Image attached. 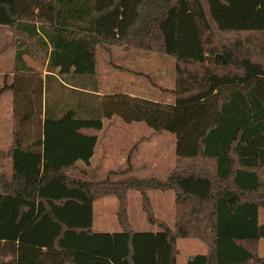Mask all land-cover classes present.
Listing matches in <instances>:
<instances>
[{
  "label": "trees",
  "instance_id": "16d2710c",
  "mask_svg": "<svg viewBox=\"0 0 264 264\" xmlns=\"http://www.w3.org/2000/svg\"><path fill=\"white\" fill-rule=\"evenodd\" d=\"M0 26L16 37L15 75L30 72L23 57L33 47L47 72L85 97L50 109L46 80L54 76L44 87L16 77L9 85L15 126L0 152L11 164L9 175L0 172V264H177L175 241L189 238L208 252L185 264H264L255 253L264 239V0H0ZM214 33L235 38L219 46ZM98 47L173 58V103L96 95ZM113 117L173 135L177 169L164 180L69 177L94 154L97 138L84 131ZM132 191L157 232L132 229ZM148 191L174 192L173 229L153 217ZM105 196L117 200L119 232L92 230L93 203Z\"/></svg>",
  "mask_w": 264,
  "mask_h": 264
},
{
  "label": "rangeland",
  "instance_id": "374dc122",
  "mask_svg": "<svg viewBox=\"0 0 264 264\" xmlns=\"http://www.w3.org/2000/svg\"><path fill=\"white\" fill-rule=\"evenodd\" d=\"M257 39H255V37ZM253 37V38H252ZM233 34L214 33V40L219 46L231 42ZM261 41V37L251 35L249 40ZM31 46V44H28ZM17 47L14 33L7 27L0 26V150L6 149L12 141L13 94L8 89L14 78H20L31 87L41 81L44 82V58L32 47L30 55L24 56L26 65L31 72H20L15 75L14 53ZM96 55L95 81L98 86V96L109 95V80L123 78L129 91L149 97L153 101L172 104L174 99L170 90L174 85L175 61L173 58L161 55L154 51H145L135 48H105L98 47ZM220 55V54H219ZM216 56V55H215ZM117 65V66H116ZM54 75V74H53ZM116 77H120L117 79ZM130 83V85H129ZM132 84V85H131ZM78 87L89 90L87 81L78 80ZM80 91H73L55 77L46 80L45 101L50 109H64L67 106L76 107L85 97ZM97 97H90L92 103L98 102ZM79 100V101H78ZM44 102V94H43ZM27 130H31L28 127ZM87 135H95L97 143L90 165H77L76 170L68 172L69 177L87 179L97 182L109 179L117 181L127 176L139 178H156L164 180L168 174L177 169V160L174 154L175 137L166 132L154 133L143 123L125 124L118 117L102 120L100 131L85 130ZM0 172L9 175V163L0 159ZM4 160V161H3ZM189 163H183L186 167ZM129 170L125 176H118L119 172ZM84 172V173H82ZM261 194H264V165L259 170ZM149 206L155 220L163 222L173 229L175 221V196L172 191H148ZM128 219L135 232H157V224H149L147 215L142 209L141 197L138 192L132 191L127 195ZM117 200L113 196L98 198L93 203L92 230L96 233H115L120 231L116 218ZM259 223H264V209L259 210ZM177 264H185L197 255L208 252L206 244L196 239H176ZM257 257L264 259V239L255 245Z\"/></svg>",
  "mask_w": 264,
  "mask_h": 264
},
{
  "label": "crops",
  "instance_id": "0c3cea01",
  "mask_svg": "<svg viewBox=\"0 0 264 264\" xmlns=\"http://www.w3.org/2000/svg\"><path fill=\"white\" fill-rule=\"evenodd\" d=\"M24 63H25V61H24ZM26 64V63H25ZM27 66V65H26ZM117 66V65H116ZM27 68H29L28 66H27ZM44 68H45V70H46V65H44ZM29 70H30V68H29ZM31 72V71H30ZM44 75L46 76V75H50V76H54L57 80H59L58 78H57V76H55V75H53V74H51V73H49V72H47V70L46 71H44ZM45 76H44V78H45ZM43 78V79H44ZM117 79H119L120 77H116ZM123 80V78H120V80L118 81V80H115V81H112V80H109V82H108V87H109V93L108 94H124V95H128V96H130V97H136V98H142V99H147V100H151V101H153L152 99H150L149 97H144V96H141L139 93L137 94V93H135V92H131V91H129V87H127L123 82H121ZM129 85H130V83H129ZM132 85V84H131ZM70 87V86H69ZM72 89H75L76 91L78 90V91H80V92H83V89H78V88H73V87H71ZM154 102H157V101H154ZM158 103H162V102H158ZM162 104H165V103H162ZM10 145H11V142H10V144H9V146L8 147H6V149H3V150H0V152H6V151H8V149L10 148ZM175 146V145H174ZM0 159H1V157H0ZM2 159H4L3 157H2ZM5 160H7L8 161V163H9V166H10V168L8 169V170H11V164H10V161L8 160V159H5ZM1 161V160H0ZM4 161V160H3ZM1 167V166H0ZM0 170H2L1 168H0ZM124 172V171H123ZM119 173H122V172H119ZM118 173V174H119ZM135 177V176H134ZM139 178V177H138ZM143 178H145V177H143ZM148 178V177H147Z\"/></svg>",
  "mask_w": 264,
  "mask_h": 264
},
{
  "label": "water",
  "instance_id": "95a60500",
  "mask_svg": "<svg viewBox=\"0 0 264 264\" xmlns=\"http://www.w3.org/2000/svg\"><path fill=\"white\" fill-rule=\"evenodd\" d=\"M215 59H218V60H220L222 63H225V61H224V59H223V56H221V55H219V54H217V55L215 56Z\"/></svg>",
  "mask_w": 264,
  "mask_h": 264
}]
</instances>
